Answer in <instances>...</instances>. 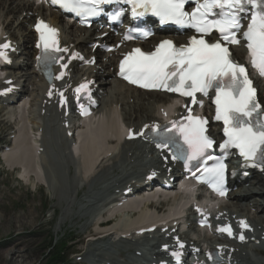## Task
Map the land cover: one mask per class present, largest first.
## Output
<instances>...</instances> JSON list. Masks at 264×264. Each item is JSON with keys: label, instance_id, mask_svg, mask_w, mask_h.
I'll return each mask as SVG.
<instances>
[{"label": "bare ground", "instance_id": "1", "mask_svg": "<svg viewBox=\"0 0 264 264\" xmlns=\"http://www.w3.org/2000/svg\"><path fill=\"white\" fill-rule=\"evenodd\" d=\"M31 13L34 16H30ZM36 14V17H44L62 30L65 46L90 54L87 46L95 41L94 32L79 29L69 22L63 24V18L58 13L43 7L35 8L29 0H0V39L12 41L21 53L19 57L12 55L16 62L6 70V80L13 79L14 83L8 85L6 80H0V101L11 100L16 91L10 94H4V91L12 86L20 88L14 97L22 100L18 105H3L0 102L4 122L14 127V132L9 135H13L12 146L1 153L13 173L19 170L21 180L36 188L39 184L46 186L47 195L55 202L53 215L61 209L60 227L68 220L82 223L80 235L87 236L89 242L81 260L90 264H140L139 260L144 259V264H156L158 257L164 254V246L173 245V239L178 236L181 242L193 249L207 246L210 250H220L226 261L227 254L232 253L238 264H264V244L238 248L235 242L228 244L206 234L191 232L170 233L171 244L158 246L159 237L156 234H138L156 225L159 217H166L172 210H177L178 204L183 201L178 203L177 197H174L162 206H152L151 211L148 204H133L127 214L124 209H116L118 204L114 199L117 198V191L122 193L134 187L133 181L150 171L147 167L159 164L146 148L140 146L139 141L124 142L120 131L125 127L140 133L149 125L161 123L166 118L172 119L176 112L179 116L184 115L183 108L175 110V106H168L172 98L166 94L144 93L117 81L110 70L114 56H103L107 60H101L96 68L78 69L72 66V77L78 76L75 83L88 77L95 78L103 93L92 129L83 133L78 152L73 153L74 145L67 141L70 132L65 130L70 123L62 119V112L46 97L47 86L37 72L34 59L37 55L34 50L36 37L31 30ZM13 18L15 23H12ZM159 39L147 45H154ZM177 40L178 43L186 42L185 37ZM234 51L239 55L243 53L238 48ZM97 70L99 74H94ZM259 87L264 96V85ZM262 102L264 104V97ZM4 122L0 121V124ZM149 159L150 162H147ZM256 181L249 186L236 182L238 190L230 194L223 210L229 213L225 218L246 220L252 224L255 228L252 235L254 241L264 237V201L261 203L259 200L264 197V176L259 175ZM36 217L31 213L19 222L17 231L36 226ZM165 227H161L160 231ZM174 229L173 225L169 230ZM19 240L7 244L9 249L0 255V264H34L33 255L26 250L25 242L21 238Z\"/></svg>", "mask_w": 264, "mask_h": 264}, {"label": "snow or ice", "instance_id": "2", "mask_svg": "<svg viewBox=\"0 0 264 264\" xmlns=\"http://www.w3.org/2000/svg\"><path fill=\"white\" fill-rule=\"evenodd\" d=\"M121 0H51L66 12L80 17L99 16L103 5L119 3ZM132 7L134 17L151 15L162 24H175L193 28L200 33V38L193 36L188 46L177 47L171 40H163L153 52L145 53L140 48L133 49L120 64L121 76L129 83L142 88L175 92L182 97H190L191 104L203 106L196 94L208 96L215 92V120L222 121L226 139L218 145L222 153L237 149L243 159L252 167L264 169V105L257 99V90L249 78L246 67L232 58L228 45H238L241 40L242 20L249 18L247 29L242 32L243 40L252 57V66L264 77V0H122ZM194 4L192 11L186 10L187 4ZM139 10V11H138ZM122 11L111 15L112 21H120ZM40 34L43 55L38 59L46 64L62 59L55 54L67 49L59 48L58 31L43 21L36 25ZM142 36L149 35L139 28L131 29ZM218 33L216 42H209L205 37ZM131 34L124 39H132ZM4 49L8 44L0 46ZM0 57L7 59L4 52ZM66 67V65H62ZM63 72L56 79L62 78ZM82 84L76 89H85ZM63 95V93H61ZM185 122H173L171 136L161 137L157 146L175 149L173 159L185 162L198 160L207 164L212 160V167L204 169L205 178L214 188L224 194L222 185L226 165L222 157L213 155L216 141L209 134V121L192 115V108H187ZM87 114V113H85ZM177 134L180 140L176 139ZM131 135V133H130ZM182 141V143L180 142ZM186 146V147H185ZM241 225L246 227L243 221ZM232 235L230 228H221ZM244 239L243 236L240 237ZM180 247H183L181 244ZM179 260V253L173 252Z\"/></svg>", "mask_w": 264, "mask_h": 264}, {"label": "rangeland", "instance_id": "3", "mask_svg": "<svg viewBox=\"0 0 264 264\" xmlns=\"http://www.w3.org/2000/svg\"><path fill=\"white\" fill-rule=\"evenodd\" d=\"M15 22L16 19L13 18L12 23ZM3 117L1 113L2 122ZM5 124L6 121L0 124V157L1 150L11 145L8 139L10 129ZM18 171L13 173L0 158V255L9 249L10 241L21 238L25 242L26 250L33 255L34 264H55L54 256L60 252H63L66 264H79V259L88 249L87 236L80 235L82 223L68 220L60 227L61 209H57L53 215L55 202L47 195L46 186L44 188L39 184L38 189H35L21 180ZM259 200L262 203L264 197ZM31 213L37 216L36 226L25 227L22 232H18L19 222L28 218ZM55 242L56 248L51 253ZM80 264L87 262L83 260Z\"/></svg>", "mask_w": 264, "mask_h": 264}, {"label": "trees", "instance_id": "4", "mask_svg": "<svg viewBox=\"0 0 264 264\" xmlns=\"http://www.w3.org/2000/svg\"><path fill=\"white\" fill-rule=\"evenodd\" d=\"M53 262H55V264H64V262L61 261V258L60 257H55L53 259Z\"/></svg>", "mask_w": 264, "mask_h": 264}]
</instances>
